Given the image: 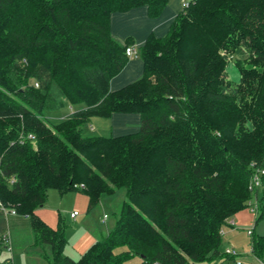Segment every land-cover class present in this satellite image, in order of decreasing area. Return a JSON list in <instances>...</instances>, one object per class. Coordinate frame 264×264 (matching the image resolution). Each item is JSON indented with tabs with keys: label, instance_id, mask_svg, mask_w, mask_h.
I'll return each instance as SVG.
<instances>
[{
	"label": "trees",
	"instance_id": "obj_1",
	"mask_svg": "<svg viewBox=\"0 0 264 264\" xmlns=\"http://www.w3.org/2000/svg\"><path fill=\"white\" fill-rule=\"evenodd\" d=\"M167 2L0 0V202L30 219L50 264H217L221 230L253 195L250 163L264 165V0L187 1L165 35L138 48L141 77L111 91L133 42L111 35V13L145 5L155 17ZM67 103L83 107L46 120ZM115 112L138 113V131L82 134ZM27 133L34 140L20 142ZM49 188L80 190L89 208L119 189L125 199L112 230L73 259L62 221L50 227L35 212ZM251 251L264 261V234Z\"/></svg>",
	"mask_w": 264,
	"mask_h": 264
},
{
	"label": "crops",
	"instance_id": "obj_2",
	"mask_svg": "<svg viewBox=\"0 0 264 264\" xmlns=\"http://www.w3.org/2000/svg\"><path fill=\"white\" fill-rule=\"evenodd\" d=\"M187 1L189 0H168L165 7L155 17L148 15L147 7L145 5L133 7L125 11L113 12L110 15L111 35L121 43H123V41L126 38L130 37L133 40V42L129 46H132L135 50H138V48L141 45H143L149 34H153L156 37H162L163 35H165L170 27V24L174 20L176 14L182 10L184 3ZM142 71H143V63L142 60L139 58V56L129 58L126 64L124 65V67L121 69V71L118 74H116L113 78H111V80L109 81V89L111 91H115L134 82L135 80L141 77ZM95 118L97 117H92L89 121V123L91 124V128L94 127L92 122ZM103 119L105 124L109 128H110V124L113 125L114 132L113 134H109V135L98 134V136H119V135L134 133L137 132L140 127V115L134 112H115L112 113L110 117ZM131 124L134 125L133 129H137V130H129ZM103 128H106V126ZM50 189H54V188H49L48 190ZM68 194H69L68 198L70 199L71 202L70 203L71 208H69V213H68V220H72V222H75V224L74 227L71 226L69 228H67V226L65 227V237L67 239L66 245L67 243L70 242L74 250L80 253L78 256L79 258L81 254L91 244H93L97 240L102 239L104 236L108 234L109 228H106L107 230L105 231L104 234V230L102 231V227H101V224L107 221L108 216L104 214L106 215V217H104L103 215V217L98 216L96 220L93 219L90 220L89 217L87 216L89 210H91L93 207L92 208L88 207L87 195L80 190H70ZM44 205L38 207L35 210L36 214L50 227H56L57 221L60 220V217L55 215L54 212H52L53 213L52 214L48 209H45ZM72 211L78 212L75 217L70 216V213ZM8 218L9 216H7V219ZM230 220L233 221V224H228V221ZM251 222L252 225H254V230H255L257 224L255 225V217L251 212L249 206H246L244 209L240 210L239 212L229 217L227 219L226 225L223 227V233H222L223 236L224 231L226 230L227 235L225 234L226 237L223 241L225 242V245L230 242L229 240L231 236L230 233L233 230H235V228H245V230H247L249 227H252ZM71 230H73L72 231L73 234ZM254 230H253V234H254ZM10 239H11V234H10ZM223 245L224 244L222 243L221 249L224 252L227 247L223 249L222 247ZM43 246H48V245L42 244V247ZM250 248H251V239H250ZM241 256H242L243 264H260L262 261L257 257H255L252 251L249 254H245L244 256L243 255ZM73 259H77V258H73ZM207 262L210 263L209 261ZM190 264H202V262H194ZM221 264H233V263L232 260L226 259L222 261Z\"/></svg>",
	"mask_w": 264,
	"mask_h": 264
},
{
	"label": "rangeland",
	"instance_id": "obj_3",
	"mask_svg": "<svg viewBox=\"0 0 264 264\" xmlns=\"http://www.w3.org/2000/svg\"><path fill=\"white\" fill-rule=\"evenodd\" d=\"M226 66V78L229 79L232 84H235L239 81L240 78V68L236 63V56L230 55L227 59ZM248 62L243 63V66H248ZM80 107H83V104L72 105L65 104L62 108L57 110L46 111L45 117L52 123H57L61 121L62 118H66L70 113L75 110H78ZM46 119V120H47ZM47 120V121H48ZM48 121V122H49ZM49 122V123H50ZM93 128H91V124L88 122L81 127V132L83 135L94 136V135H109L113 134L114 127L110 124V128L105 124L104 119L97 117L92 122ZM112 125V126H111ZM106 128H103L105 127ZM133 124L129 130H137L133 129ZM250 178V177H249ZM249 185V181L247 184V188ZM249 190V189H248ZM60 193L56 189H50L47 192V200L45 202V209H48L51 213L54 212L55 215L60 217V221L67 228L74 227L75 222L72 220H68V213L70 205L69 193ZM125 199V191L124 189L117 190L112 195H103L101 200L93 206L91 210L88 212V216L90 220H96L97 217H103L104 214L108 216L106 222L101 224L102 231L112 230L114 227L116 218L118 217L121 205L123 200ZM53 214V213H52ZM7 216L9 218L7 219ZM0 211V235L10 231L11 234V245L12 249L9 250L3 243L0 242V264H50L49 261L52 259L51 250L48 246L37 245L35 242L34 234L30 225V219L24 215H7ZM81 216V215H80ZM79 219V218H78ZM79 221V220H78ZM8 222V224H7ZM58 224V221H57ZM78 224V223H77ZM252 225V222H251ZM57 226V225H56ZM235 227V226H234ZM80 228V227H79ZM73 230H71L72 232ZM264 233V218L259 220L257 223L254 234H263ZM73 234V232H72ZM75 234V233H74ZM226 230L222 236V243L224 244L222 247L225 249L226 247H233L239 255H245L251 253L250 248V239L251 236L246 234L245 228H235L230 233V242L225 245ZM227 235V234H226ZM79 252L75 251L72 247L71 243H67L63 250V255L70 256L72 258H78ZM242 258V256H241ZM138 259L132 258L128 264H137ZM202 264H208V262L203 261Z\"/></svg>",
	"mask_w": 264,
	"mask_h": 264
},
{
	"label": "built area",
	"instance_id": "obj_4",
	"mask_svg": "<svg viewBox=\"0 0 264 264\" xmlns=\"http://www.w3.org/2000/svg\"><path fill=\"white\" fill-rule=\"evenodd\" d=\"M187 5H188V2H185L183 7H185ZM125 53H126L128 58H132V57L138 56L137 50H135L132 46H127L126 49H125ZM25 139L34 140L33 133H27L26 135L21 134L19 141L23 142ZM250 168H251V172H250L248 189H249V191H251V193L253 195L247 201V206H249L251 212L253 213L254 217L256 218L257 213H258V201H257V196L255 195L256 194L255 192L257 190H259L261 188V186H262L261 178L264 175V165H260V164H258L256 162H251L250 163ZM11 183H12V181H11ZM0 211H2L6 215H8V214L9 215H18L17 211L15 210V208L5 206L1 202H0ZM77 213H78L77 211H72L70 213V216L71 217H75L77 215ZM104 217H106V215H104ZM228 224H233V221L232 220L228 221ZM253 230H254V225H252V227H249L246 230V232H247L248 235H250L252 237ZM220 233L221 234L223 233V229L221 230ZM0 242L3 243L5 245V247H7L9 250L12 249L9 231H7L4 234L0 235ZM226 259L232 260L233 264H243V260H242L241 256L239 255V253L233 247H227L225 249L224 257L219 259L217 261V264H221V262L226 260ZM208 264H216V263L212 261V262H210ZM260 264H264V261H261Z\"/></svg>",
	"mask_w": 264,
	"mask_h": 264
}]
</instances>
